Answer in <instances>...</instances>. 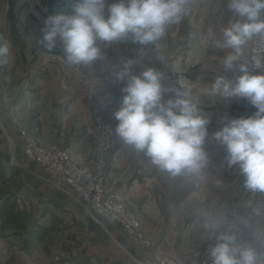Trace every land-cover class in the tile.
<instances>
[{"label":"crops","instance_id":"1","mask_svg":"<svg viewBox=\"0 0 264 264\" xmlns=\"http://www.w3.org/2000/svg\"><path fill=\"white\" fill-rule=\"evenodd\" d=\"M229 2L189 0L188 15L169 24L154 43L98 41L101 59L71 66L61 43L55 53L39 51L29 62L10 32V20L0 13V42L10 45L6 62L0 58V264H156L151 249L199 264L205 244L215 245L220 233L235 235L242 246L264 253V192L245 188L240 168L228 167L223 146L212 138L226 118H247L256 111L244 99L226 100L210 91L217 77L239 75L223 68L232 50L215 46L223 29L240 19ZM53 10L68 8L55 4ZM32 16H25L22 25H34ZM246 55L245 45L240 59ZM128 59L137 61L136 75L153 68L164 74L170 88L189 89V98L210 118L203 145L207 166L198 175L173 177L119 137L108 156L107 176L128 208L139 212L150 249H141L104 212L72 197L57 177L27 160L9 115L13 110L41 144L69 148L75 160L92 162L95 119L101 115L118 125L114 112L125 85L115 82L114 69ZM214 220L219 229L207 230L205 224Z\"/></svg>","mask_w":264,"mask_h":264},{"label":"clouds","instance_id":"2","mask_svg":"<svg viewBox=\"0 0 264 264\" xmlns=\"http://www.w3.org/2000/svg\"><path fill=\"white\" fill-rule=\"evenodd\" d=\"M189 0H70L45 20L42 45L49 51L57 42L63 46L68 65L89 64L102 58L97 42L111 43L131 38L148 45L159 40L169 24L188 15ZM228 8L240 19L222 31L215 42L219 49H231L223 60L225 71L234 78L219 76L210 91L226 100L244 99L256 111L253 115L226 118L212 138L226 152L228 167L238 166L245 188L264 192V57L239 62L244 46L254 37L264 39V0H230ZM10 55L7 41L0 42V58ZM137 61L126 60L114 69L115 82H124L121 104L114 112L117 136L149 156L152 163L175 177L198 175L207 166L203 145L209 135L210 118L189 98V89L170 88L162 72L147 68L139 75ZM168 93L174 94L164 99ZM220 222L205 228L215 232ZM213 264H264V253L239 244L235 235L220 233L209 249Z\"/></svg>","mask_w":264,"mask_h":264},{"label":"built area","instance_id":"3","mask_svg":"<svg viewBox=\"0 0 264 264\" xmlns=\"http://www.w3.org/2000/svg\"><path fill=\"white\" fill-rule=\"evenodd\" d=\"M248 55L239 62L250 63L254 57H264V39L254 37L247 45ZM1 83V76H0ZM11 124L22 141L27 160L41 166L43 171L58 178L63 189L72 197L90 208L104 212L112 221L118 223L123 231L133 237L141 249H150L139 212L128 208L120 190L114 187L107 176L108 156L119 143L115 127L104 116L95 119L97 138L94 145V159L83 163L75 160L69 148L57 145L45 146L29 135L20 118L9 110ZM213 242L205 244L199 264H213L209 249ZM156 264H190L179 254L166 255L151 249Z\"/></svg>","mask_w":264,"mask_h":264},{"label":"rangeland","instance_id":"4","mask_svg":"<svg viewBox=\"0 0 264 264\" xmlns=\"http://www.w3.org/2000/svg\"><path fill=\"white\" fill-rule=\"evenodd\" d=\"M37 2L42 6L43 15L37 13L39 6ZM55 4H61L63 8H68L70 0H0V13L10 20L12 27L10 32L13 33L17 40H20V45L23 46L26 54L29 55V62L33 60L34 55L37 57L39 51H42L43 54L55 53L54 49L57 47L51 51H47L48 49L42 45L41 41L44 35L45 24L38 25V22H45L48 16L53 15ZM28 9H32L33 11ZM31 13H34L36 17L32 16L30 19L35 20L33 22L37 23V25L35 23L31 26L22 25L24 20L27 21V17L25 18V16L31 15ZM57 44L60 43L57 42Z\"/></svg>","mask_w":264,"mask_h":264}]
</instances>
